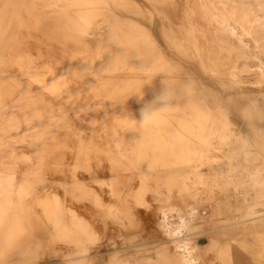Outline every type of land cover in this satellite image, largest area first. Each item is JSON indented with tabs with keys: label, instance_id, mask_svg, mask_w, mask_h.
Masks as SVG:
<instances>
[{
	"label": "rangeland",
	"instance_id": "rangeland-1",
	"mask_svg": "<svg viewBox=\"0 0 264 264\" xmlns=\"http://www.w3.org/2000/svg\"><path fill=\"white\" fill-rule=\"evenodd\" d=\"M262 65L264 0H0V264H264Z\"/></svg>",
	"mask_w": 264,
	"mask_h": 264
},
{
	"label": "bare ground",
	"instance_id": "bare-ground-1",
	"mask_svg": "<svg viewBox=\"0 0 264 264\" xmlns=\"http://www.w3.org/2000/svg\"><path fill=\"white\" fill-rule=\"evenodd\" d=\"M199 5V4H198ZM205 8V7H203ZM200 9V8H199ZM202 10V9H201ZM206 10V9H205ZM205 14V12H204ZM207 14V12H206ZM200 15V14H199ZM112 17V16H111ZM259 18V17H258ZM109 19V18H108ZM111 19V18H110ZM111 22V20H110ZM84 24V23H83ZM85 26V25H84ZM95 26V25H94ZM207 28V27H206ZM101 32V31H100ZM213 32V31H212ZM105 34V33H104ZM219 34V33H217ZM198 35V34H197ZM98 36V35H97ZM92 37V36H91ZM206 38V37H205ZM211 38V36L209 37ZM94 39V38H93ZM108 40V39H107ZM136 47V46H135ZM143 47V46H142ZM141 47V48H142ZM144 49V48H143ZM97 51V50H96ZM154 54V53H153ZM200 54V53H199ZM156 55V54H155ZM202 57V55H201ZM205 57V56H204ZM206 58V57H205ZM202 59V58H201ZM159 68V67H158ZM261 68V67H260ZM260 72L264 73V65H262V68ZM148 106V105H147ZM152 131V130H151ZM221 134V133H220ZM223 134V133H222ZM149 135V134H148ZM141 137V136H140ZM139 137V138H140ZM140 141V140H139ZM156 141V140H155ZM205 142V141H204ZM248 149V148H247ZM172 150V149H171ZM251 150V149H250ZM148 153V152H147ZM171 154V153H170ZM150 156V155H149ZM175 156V154H174ZM198 156V155H197ZM138 159V158H137ZM174 159V158H173ZM176 159V158H175ZM191 160V158H190ZM199 160V159H198ZM181 161V160H180ZM145 162V161H144ZM169 162V161H168ZM262 162V161H261ZM248 165V164H247ZM4 168V167H3ZM93 168V167H92ZM132 168V167H131ZM250 169V168H249ZM134 170V169H133ZM156 170V169H155ZM235 172V171H234ZM155 173V172H154ZM197 174V173H195ZM222 175V172L220 176ZM198 176V175H197ZM223 176V175H222ZM252 176V175H251ZM169 177V176H168ZM256 177V176H254ZM233 178V177H232ZM250 178V177H249ZM197 179V178H196ZM144 180V179H143ZM194 175H191L188 179L185 180V186L190 185L194 181ZM218 180V179H217ZM234 180V179H233ZM224 181V180H223ZM242 183V182H241ZM247 183V182H245ZM185 188V187H184ZM187 188H185L186 190ZM252 189V188H251ZM188 192V191H186ZM249 192L250 186L247 184L245 187V190L240 192L242 195V198L249 199ZM191 197V196H190ZM248 201V200H247ZM164 202V201H163ZM191 202V201H190ZM160 203V202H159ZM165 203V202H164ZM167 203V202H166ZM162 205V204H161ZM238 208V207H237ZM189 211H191V216L195 214V210L192 208H189ZM174 213H177V218H174ZM176 214V215H177ZM186 214V213H185ZM197 214V213H196ZM160 218L161 220V228L164 232V234L170 239V241L174 244L175 251L180 255L182 261L184 264H198V259L194 256L195 250L187 244L188 238L185 235V232L188 229V225L190 223L189 218L185 217L180 211L175 210L173 208H166L161 207L160 209ZM193 219V218H192ZM87 256V250H85V258ZM78 260V259H77ZM114 261V260H113ZM117 262V261H116ZM113 264H116L115 262Z\"/></svg>",
	"mask_w": 264,
	"mask_h": 264
},
{
	"label": "crops",
	"instance_id": "crops-1",
	"mask_svg": "<svg viewBox=\"0 0 264 264\" xmlns=\"http://www.w3.org/2000/svg\"><path fill=\"white\" fill-rule=\"evenodd\" d=\"M162 261H163V260H161V259H160V260H159V263L161 264V263H162Z\"/></svg>",
	"mask_w": 264,
	"mask_h": 264
}]
</instances>
